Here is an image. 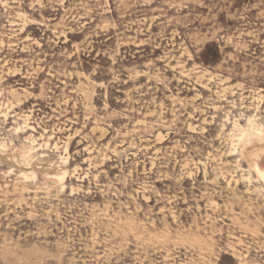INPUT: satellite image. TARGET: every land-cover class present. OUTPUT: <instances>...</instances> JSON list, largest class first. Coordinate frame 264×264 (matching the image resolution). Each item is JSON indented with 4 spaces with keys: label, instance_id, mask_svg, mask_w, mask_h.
I'll use <instances>...</instances> for the list:
<instances>
[{
    "label": "rangeland",
    "instance_id": "rangeland-1",
    "mask_svg": "<svg viewBox=\"0 0 264 264\" xmlns=\"http://www.w3.org/2000/svg\"><path fill=\"white\" fill-rule=\"evenodd\" d=\"M250 137L264 0H0V264H264Z\"/></svg>",
    "mask_w": 264,
    "mask_h": 264
},
{
    "label": "bare ground",
    "instance_id": "bare-ground-1",
    "mask_svg": "<svg viewBox=\"0 0 264 264\" xmlns=\"http://www.w3.org/2000/svg\"><path fill=\"white\" fill-rule=\"evenodd\" d=\"M108 5V4H107ZM156 18V17H155ZM153 19V18H152ZM155 20V19H154ZM153 20V21H154ZM117 28V27H116ZM26 39V38H25ZM35 40V39H34ZM52 41V40H51ZM67 41V40H65ZM63 41V42H65ZM31 44V43H30ZM8 46V45H7ZM87 46V45H86ZM54 48V47H53ZM92 48V47H91ZM119 49V48H118ZM78 51V50H76ZM75 51V53H76ZM65 53V52H64ZM74 53V52H73ZM70 57V56H69ZM113 57V56H111ZM148 74V73H147ZM143 75V74H142ZM146 75V74H145ZM136 77V76H134ZM138 79V78H137ZM107 114V113H106ZM97 118V117H96ZM116 119V118H115ZM252 119L248 120V123L252 122ZM247 123V122H246ZM252 126V125H251ZM22 130V129H21ZM261 130V129H260ZM20 131V130H19ZM256 131V130H255ZM103 132V131H101ZM259 133V132H257ZM260 135V134H259ZM261 136V135H260ZM69 141V140H68ZM232 141V140H231ZM232 143V142H231ZM148 144V143H147ZM41 146V145H40ZM233 146V145H232ZM54 147V146H53ZM52 147V148H53ZM56 148V147H54ZM150 149V147H148ZM58 149V148H57ZM234 150V148H233ZM242 151V150H241ZM22 152H25L22 150ZM30 154V151H29ZM26 155L24 153H18L16 150L7 151L5 145H0V160L5 162L10 169L13 168H26L29 169L28 175L34 176L36 172L44 174L48 169L53 168L56 164L53 160L47 156L40 154L37 156ZM233 154V153H232ZM236 154V153H235ZM243 159L246 163L249 176L254 175L256 180L260 181L264 185V139L249 138L247 146L241 152ZM60 158V157H59ZM215 159V158H214ZM239 160V158H238ZM68 161V160H67ZM241 163V162H240ZM151 164V163H149ZM242 164V163H241ZM153 165V164H152ZM137 166V165H136ZM144 166V165H143ZM150 166V165H149ZM205 166V165H204ZM234 166V165H233ZM152 169V167H151ZM145 170V169H144ZM205 170V168H204ZM25 174V173H24ZM23 176V175H22ZM63 176V175H62ZM46 178V176H45ZM61 178V177H60ZM252 178V177H250ZM253 179V178H252ZM34 180V179H33ZM57 180V179H56ZM246 180V179H245ZM244 180V181H245ZM61 181V179L59 180ZM63 182V181H61ZM56 185V184H55ZM65 210V209H64ZM55 211V210H54ZM85 225V224H84ZM130 226V224H128ZM128 226V227H129ZM130 235V234H129ZM92 241V240H91ZM94 241V240H93ZM94 245V244H93ZM99 246V245H98ZM95 247V245H94ZM90 250V247H88ZM87 248V249H88ZM86 249V250H87ZM94 249V248H92ZM240 257V256H239ZM99 258V257H98ZM106 258V257H105ZM21 263V262H20Z\"/></svg>",
    "mask_w": 264,
    "mask_h": 264
}]
</instances>
